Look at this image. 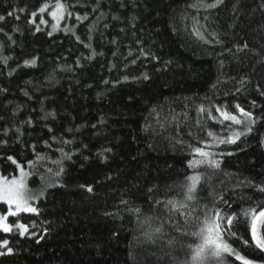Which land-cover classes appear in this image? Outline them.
Wrapping results in <instances>:
<instances>
[{"label":"trees","instance_id":"obj_1","mask_svg":"<svg viewBox=\"0 0 264 264\" xmlns=\"http://www.w3.org/2000/svg\"><path fill=\"white\" fill-rule=\"evenodd\" d=\"M214 2L0 0V175L22 166L44 188L36 213L0 230V264L264 263L251 231L264 209V0ZM56 4L70 25L51 33L40 9ZM196 147L219 168L190 167ZM217 210L232 251L193 260Z\"/></svg>","mask_w":264,"mask_h":264},{"label":"snow or ice","instance_id":"obj_2","mask_svg":"<svg viewBox=\"0 0 264 264\" xmlns=\"http://www.w3.org/2000/svg\"><path fill=\"white\" fill-rule=\"evenodd\" d=\"M223 3V0H215L214 3L206 5V7L209 8H215L219 4ZM47 7V5H45ZM59 9H63V5H57ZM45 8H41L40 12H43ZM53 17L57 16V12L51 13ZM9 15H12L9 13ZM35 13H33V16ZM4 17H0V20H3ZM79 19V17H78ZM43 22V21H42ZM55 27V26H54ZM203 38V37H201ZM247 47V45H245ZM93 55H95V52H93ZM36 63V59H32L31 61H25V65H34ZM147 78V76H145ZM236 108L239 109V111L243 114V116L248 117L252 123H255V121L252 119V113L251 112H245L243 108L240 107V105H236ZM217 111H220L219 108L216 109ZM201 111H204L203 108H201ZM220 115L223 116L224 120H230L236 125L242 124V120L237 118L236 115H230L226 111H221ZM19 131V130H17ZM51 131V130H49ZM252 128L250 126L246 127V131L244 132H234L231 136L227 137V140L220 139V143H235L236 140L240 138L242 135H246L248 132H251ZM209 136H212V133H208ZM207 146V145H206ZM35 148V146H33ZM195 153L199 155V157L203 158L200 160H193L190 163V167L195 168L199 164H211L216 168H219V161L212 159V153L209 151H205L203 148L196 147ZM231 154V153H229ZM66 155V154H65ZM45 157L37 156V160H42ZM70 159V157H67ZM8 160L12 161L13 163H16L13 157H8ZM32 163V162H30ZM57 164L60 162L57 161ZM51 171V170H49ZM63 171V168L61 167L59 171L56 173V175H59ZM30 175L29 172L25 171L23 167L20 168V176L19 178H14L11 180L3 179L0 180V201L6 202V204L9 206L7 209L8 215L16 216L20 212H26V213H36L38 210L36 207H33L30 203V201L37 200L40 197L44 195L43 189H41L37 193L31 192V190L27 187L26 180L28 176ZM42 179V178H41ZM189 180L192 181V184L187 186V195H186V202L182 203V207L187 208L189 206V202H192L194 199V189L196 186L197 181L200 179L199 176H190L188 177ZM89 192L92 191V188L89 187L87 189ZM223 199V198H221ZM173 203V202H169ZM225 204H227V201H225ZM11 206L15 207V211L11 210ZM206 218L203 222L204 226L200 229V232L198 235L202 239V243L199 247L195 250V255L193 256V260H200L203 256L204 250L206 248H209L212 254L216 256H220L223 252H231L232 249L229 248L227 244H223L220 242V223L218 222L220 219H222L221 212L215 211L214 217L207 216L205 214ZM261 217H264V211H260L258 216L253 214V220L251 225V231H252V238L255 241V244L260 249L264 250V238H261L257 235V220H259ZM7 216L0 215V229H2L4 232H11L12 226L6 222ZM228 226H231L233 223V217L229 216L227 217L226 221ZM18 229H21L20 232L21 235H24V233L28 232V226L19 223L16 225ZM234 235V233H233ZM245 244H247V241H244ZM8 241L5 240L2 242V246H7ZM8 252L11 253V249H8ZM2 254V253H0ZM238 259H243L242 257H237ZM244 264H248L247 261L244 262Z\"/></svg>","mask_w":264,"mask_h":264},{"label":"rangeland","instance_id":"obj_3","mask_svg":"<svg viewBox=\"0 0 264 264\" xmlns=\"http://www.w3.org/2000/svg\"><path fill=\"white\" fill-rule=\"evenodd\" d=\"M57 5H61V4H56V5H54V6H50V7H47V8H45V10L43 11V12H41V15H42V18H41V23H42V26L44 27V28H50V32L51 33H54V32H57V31H60V30H66L67 28H66V25L67 24H69L70 25V19H71V17L69 16L68 18H67V14H66V11H65V8L63 7V9H59L58 7H57ZM57 12V16L56 17H53L52 16V12ZM43 21V22H42ZM66 21H67V23H66ZM55 26V27H54ZM64 28H66V29H64ZM68 30V29H67ZM22 166H19V172H18V175L16 176V177H14V178H19V176H20V168H21ZM14 178H6V179H8V180H11V179H14ZM3 179H5L4 177H2L1 175H0V180H3ZM26 184H27V187L31 190V192H33V193H37V192H39L41 189H43V191H44V188H40V189H37V190H33V189H31L30 188V186H29V176H28V178H27V180H26ZM40 199H41V197L39 198V199H37V200H33V201H30V203H31V205L33 206V207H36L37 208V204L39 203V201H40ZM1 205H6L7 206V208H9V206L6 204V202H3V201H0V215H5V216H7V220H6V222L8 223V224H10L11 226H12V229H13V225L11 224V222H10V219H11V217H14V216H11V215H8V211H3V209L1 208ZM11 210L12 211H15V207L14 206H11ZM262 211H264V209L262 210ZM20 214H34V213H26V212H20V213H18L16 216H18V215H20ZM258 216V215H257ZM264 219V217H261L259 220H257V235L258 236H260V232H259V228H260V224H261V222H262V220ZM1 231H3L2 229H0ZM4 232V231H3ZM8 233V232H7ZM248 262V261H247ZM249 263V262H248ZM251 264H254L253 262H251ZM255 264H257V263H255ZM258 264H264V263H258Z\"/></svg>","mask_w":264,"mask_h":264}]
</instances>
